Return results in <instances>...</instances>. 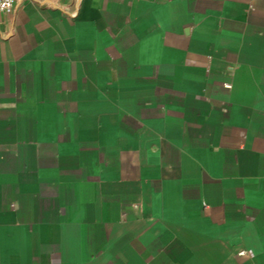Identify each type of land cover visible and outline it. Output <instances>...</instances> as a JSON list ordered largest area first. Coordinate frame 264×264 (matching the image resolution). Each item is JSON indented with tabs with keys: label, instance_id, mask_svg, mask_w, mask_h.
Returning <instances> with one entry per match:
<instances>
[{
	"label": "crops",
	"instance_id": "1",
	"mask_svg": "<svg viewBox=\"0 0 264 264\" xmlns=\"http://www.w3.org/2000/svg\"><path fill=\"white\" fill-rule=\"evenodd\" d=\"M0 264H264V0L0 12Z\"/></svg>",
	"mask_w": 264,
	"mask_h": 264
},
{
	"label": "built area",
	"instance_id": "2",
	"mask_svg": "<svg viewBox=\"0 0 264 264\" xmlns=\"http://www.w3.org/2000/svg\"><path fill=\"white\" fill-rule=\"evenodd\" d=\"M20 0H0V12L11 13Z\"/></svg>",
	"mask_w": 264,
	"mask_h": 264
}]
</instances>
